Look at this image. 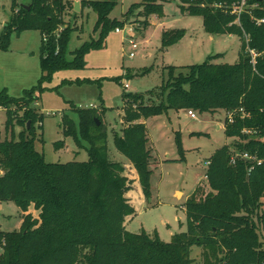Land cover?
<instances>
[{
  "label": "trees",
  "instance_id": "1",
  "mask_svg": "<svg viewBox=\"0 0 264 264\" xmlns=\"http://www.w3.org/2000/svg\"><path fill=\"white\" fill-rule=\"evenodd\" d=\"M241 1L181 0L180 5L183 14L202 16L206 32L240 38L237 63H215L222 56L216 54L199 64L166 66L159 88L146 95H123L124 126L114 133V144L136 168L147 198L152 151L144 120L170 111L226 114L224 130L231 142L215 151L206 183L199 184L185 202L186 231L164 242L156 231L127 229V218L135 214L126 196L131 182L125 166L110 158L109 130L97 109L73 105L77 122L69 115L62 119L64 135L86 148L87 161L48 162L36 147L35 125L42 123L44 115L34 104L42 92L59 88L46 85L56 72L83 69L86 55L104 48L110 33L123 24V19L111 17L118 0H80V11L75 9L76 0H30L27 6L13 0V14L0 35V50H9L14 34L39 31L41 76L20 96L0 88V107L8 116L6 129L22 128L18 137L0 142V202L13 203L22 216L19 229L0 230V264H194V247L203 250L204 264H264V161L255 163L252 170L248 161L231 163L234 152L264 160V24L253 19L264 17V1L247 0L248 7L237 21L233 10ZM139 6L145 9L144 28L149 14L164 15L162 0H143L124 16L129 18ZM86 8L97 14L93 31L98 38L69 52L77 30L74 22ZM185 35L183 29L164 31L162 47L176 44ZM250 49L258 54L255 63ZM94 82L63 80L61 85ZM229 112L235 116L232 123ZM245 129L252 133H244ZM55 145L62 148L65 141Z\"/></svg>",
  "mask_w": 264,
  "mask_h": 264
},
{
  "label": "rangeland",
  "instance_id": "2",
  "mask_svg": "<svg viewBox=\"0 0 264 264\" xmlns=\"http://www.w3.org/2000/svg\"><path fill=\"white\" fill-rule=\"evenodd\" d=\"M12 2L13 0H0V34L5 22L13 14ZM29 2L30 0H18L20 5ZM142 2L143 0H118L111 17L123 19V24L119 27H125L124 31H112L104 48L91 50L86 55L85 68L58 71L53 80L46 84L50 88H59L42 92L38 102L34 104L38 112L44 115L42 123L35 125L38 136L36 147L45 154L48 162L87 161L86 148L79 146L73 137L64 135L62 119L69 115L77 122L74 106L97 109L109 130L110 158L125 166V175L131 182L128 192L132 193V198H127L129 202L134 201L136 214L126 220L127 229L136 233L142 230L151 233L156 231L162 241L170 242L174 234L187 229L185 202L199 184L206 183V162L218 148L231 142L225 130L217 128L220 124L223 127L226 114L223 111L215 114L196 112L197 119H193L185 111H170L147 120L152 151L151 189L150 197L147 198L136 168L114 144V133L124 126V92L146 95L159 88L163 84L166 66L199 64L216 54L222 56L215 58L213 62L235 64L239 60L241 40L234 34L214 35L206 32L202 16L181 12V0H162L163 17L156 13L149 14V25L144 28L142 16L145 15V9L142 6L135 7L129 18L124 16L133 5ZM66 19L72 20L73 17ZM96 20L97 14L92 9L86 8L83 14H79L78 20L74 22L77 30L70 40L69 52L91 38H98V33L93 31ZM131 25L136 28L135 32L129 31ZM169 29H183L186 35L176 44L164 49L162 34ZM130 39L135 40L139 46L134 51V57L130 56L133 51ZM12 43L10 55L0 53L3 71L0 72V79H4L14 96H20L25 88L36 85L41 76L40 32L27 30L19 37L15 34L12 36ZM22 50H26V55L21 53ZM68 57L72 58V55L69 53ZM116 77L121 78L120 82L115 80ZM77 79H92L96 82L61 85L63 80ZM125 83H129L133 90L125 89ZM7 117L5 109L0 107V142L13 135L18 137L22 130L18 125L13 130H7ZM39 138H43V141ZM61 140L65 141V146L56 148L55 144ZM83 144L88 145L86 142ZM178 190L184 194L178 192L180 195H176ZM33 213L37 215V212ZM2 214L4 216L0 213L1 230L17 228L20 219L17 212L5 209ZM8 215L13 219L9 223L5 218ZM202 253L201 248L194 247V264L205 263Z\"/></svg>",
  "mask_w": 264,
  "mask_h": 264
},
{
  "label": "built area",
  "instance_id": "3",
  "mask_svg": "<svg viewBox=\"0 0 264 264\" xmlns=\"http://www.w3.org/2000/svg\"><path fill=\"white\" fill-rule=\"evenodd\" d=\"M247 7H248L247 6V0H242L238 5L235 6L233 12L238 15V20L237 21H239V18H240L241 13L244 12V10ZM253 19H254V21L257 24H264V17L258 18V17H254L253 16ZM124 28L125 27H123V28L118 27V28L115 29V32L116 33H122L124 31ZM129 31L130 32H135L136 31V28H134L131 25V27L129 28ZM44 39L46 40L47 37L45 36ZM129 43L132 45V48H133V51L130 53V56L131 57H134L135 56V52L134 51H136L139 48L138 43L135 40H133V39H130L129 40ZM250 53L252 55L253 62L255 63L256 57H257L258 54L253 49H250ZM124 87H125V89L133 90V88L130 86L129 83H125L124 84ZM241 111H243V110H241ZM187 114L191 118L197 119V116H196V112L195 111L188 110L187 111ZM246 115L247 114L245 112H243L242 117H244ZM227 116H228V121L229 122H231V123L234 122L235 116H234V113L233 112H229ZM223 129H225V122H224V125H223ZM244 133H252V131L251 130H248V129H245L244 130ZM239 159H242V160H245V161L250 162L249 170H252L254 168L255 163L259 165V164H262L263 161H264L263 159L258 158L256 155L250 154L248 152H242V153L241 152H234L231 155V163L232 164H236ZM209 164H210V161L208 160L206 162V166L209 167ZM1 226H2V223L0 221V229H1Z\"/></svg>",
  "mask_w": 264,
  "mask_h": 264
},
{
  "label": "crops",
  "instance_id": "4",
  "mask_svg": "<svg viewBox=\"0 0 264 264\" xmlns=\"http://www.w3.org/2000/svg\"><path fill=\"white\" fill-rule=\"evenodd\" d=\"M80 10H81V6H80ZM7 23H8V21L7 22H5V26L7 25ZM4 26V27H5ZM3 32V31H2ZM1 32V33H2ZM22 34V33H21ZM20 34V35H21ZM1 35V34H0ZM15 35V34H14ZM20 35H17L18 37L20 36ZM40 36H41V33H40ZM215 38H218V36H215ZM12 42H11V46H10V48H9V50H7V51H5L4 52V50H0V53L2 52V53H5V54H7V55H10V52H11V47H12ZM14 51L15 50H13L12 52L14 53ZM22 54H24V55H26V50H22V52H21ZM2 69H1V66H0V72H3V71H1ZM0 88H6L7 90H8V92H9V94H11V95H13L10 91H9V86L7 85V84H5V82H4V79L2 80V79H0ZM26 89V88H25ZM24 89V90H25ZM23 92V91H22ZM14 96V95H13ZM186 112V111H185ZM144 122L146 123V125H147V120H144ZM218 129H223V127L221 126V124L220 125H218V127H217ZM200 180V179H199ZM198 182H200V181H198ZM198 184V183H197ZM178 192H182L183 194H184V192L183 191H181V190H178L177 191V193H176V195L177 194H180V193H178ZM142 193V192H141ZM131 195H132V193H130V192H128L127 193V197L128 198H132L131 197ZM143 196V195H142ZM189 195H187V197H188ZM131 202V204H132V206L135 208V204H134V201L133 200H131L130 201ZM5 209L6 210H13V211H15V212H17L18 214H19V218L20 219H18V222H17V228L18 227H20V225H21V223H22V216H21V212H20V210L13 204V203H11V202H0V213H1V215H3L2 213L5 211ZM135 214H136V209H135ZM134 214V215H135ZM134 215H131V216H129L128 218H130V217H132V216H134ZM4 216V215H3ZM10 217H12L11 215H8L7 217L5 216V218H7L8 219V223L12 220L13 221V219H11ZM127 218V219H128ZM6 219V220H7ZM15 227V226H14ZM17 228H14V229H17ZM1 229H2V226H1ZM0 229V230H1ZM14 229H12V230H14ZM6 231H11V230H6ZM151 233V232H150Z\"/></svg>",
  "mask_w": 264,
  "mask_h": 264
},
{
  "label": "water",
  "instance_id": "5",
  "mask_svg": "<svg viewBox=\"0 0 264 264\" xmlns=\"http://www.w3.org/2000/svg\"><path fill=\"white\" fill-rule=\"evenodd\" d=\"M261 1H264V0H261ZM25 6H27V5L25 4ZM75 9H76V11H80V0H76ZM95 120L97 121L98 125L101 124V121L98 118H96ZM28 127H30V121L28 122Z\"/></svg>",
  "mask_w": 264,
  "mask_h": 264
},
{
  "label": "bare ground",
  "instance_id": "6",
  "mask_svg": "<svg viewBox=\"0 0 264 264\" xmlns=\"http://www.w3.org/2000/svg\"><path fill=\"white\" fill-rule=\"evenodd\" d=\"M178 195H180V194H178Z\"/></svg>",
  "mask_w": 264,
  "mask_h": 264
}]
</instances>
